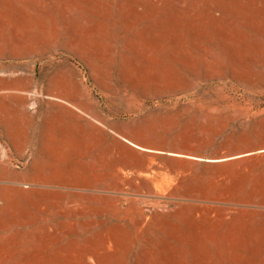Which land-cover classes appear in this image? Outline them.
I'll use <instances>...</instances> for the list:
<instances>
[{
    "label": "rangeland",
    "instance_id": "rangeland-1",
    "mask_svg": "<svg viewBox=\"0 0 264 264\" xmlns=\"http://www.w3.org/2000/svg\"><path fill=\"white\" fill-rule=\"evenodd\" d=\"M0 264H264V0H0Z\"/></svg>",
    "mask_w": 264,
    "mask_h": 264
},
{
    "label": "bare ground",
    "instance_id": "bare-ground-1",
    "mask_svg": "<svg viewBox=\"0 0 264 264\" xmlns=\"http://www.w3.org/2000/svg\"><path fill=\"white\" fill-rule=\"evenodd\" d=\"M175 6H176V4H175ZM78 16V15H77ZM236 154H234V155H229V156H226V157H233V156H235ZM222 158H225V157H220L219 159H222ZM233 160V159H232ZM226 161H228V160H226ZM223 162V161H222Z\"/></svg>",
    "mask_w": 264,
    "mask_h": 264
}]
</instances>
